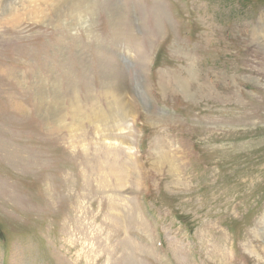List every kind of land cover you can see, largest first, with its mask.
Returning <instances> with one entry per match:
<instances>
[{
    "label": "rangeland",
    "instance_id": "1",
    "mask_svg": "<svg viewBox=\"0 0 264 264\" xmlns=\"http://www.w3.org/2000/svg\"><path fill=\"white\" fill-rule=\"evenodd\" d=\"M90 4L0 0V264H264V0Z\"/></svg>",
    "mask_w": 264,
    "mask_h": 264
},
{
    "label": "bare ground",
    "instance_id": "2",
    "mask_svg": "<svg viewBox=\"0 0 264 264\" xmlns=\"http://www.w3.org/2000/svg\"><path fill=\"white\" fill-rule=\"evenodd\" d=\"M68 2L72 6L73 11H78L79 13H81L80 12L81 8L82 9L88 8V6L91 5L90 0H68ZM114 81L116 82V80H114ZM137 86L138 87L140 86L139 82H138ZM130 93H131V89L129 88L128 84L120 83L117 86L114 85L111 88L110 94H109L111 114L109 116L104 115L102 118L104 123L109 122L110 119L113 120V122H114L113 127L119 133V135L123 136V137H129L131 134L129 132L130 127L128 125L129 124L130 111H131ZM78 108H80V106ZM100 126H101V124H100ZM120 142L123 143L128 148V150L132 149V142L129 139H127L126 142H124V139H121L119 141V143ZM131 155H132V152H131ZM128 165L130 166V164H128ZM126 167H127V164H126ZM128 172L129 171L126 170V168H125L124 174H128ZM120 182H121L122 186L126 185L124 176Z\"/></svg>",
    "mask_w": 264,
    "mask_h": 264
}]
</instances>
